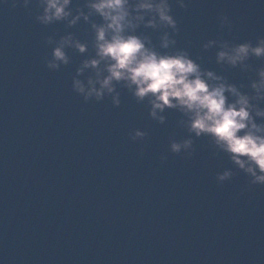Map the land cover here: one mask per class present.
Masks as SVG:
<instances>
[{
	"label": "water",
	"instance_id": "1",
	"mask_svg": "<svg viewBox=\"0 0 264 264\" xmlns=\"http://www.w3.org/2000/svg\"><path fill=\"white\" fill-rule=\"evenodd\" d=\"M83 2L73 0V9ZM170 3L179 32L167 51L186 48L229 82L255 78L218 64L216 52L221 41L264 36V0ZM38 11L36 0L0 3V264H264V185L214 154L207 136L194 138L191 156L171 152V139L189 135L176 109L161 124L147 99L138 103L119 85L118 107L110 97L85 101L72 77L95 54L90 25H43ZM221 14L231 27H221ZM138 31L166 51L161 29ZM67 32L88 51L68 48L70 63L49 69L46 37ZM209 39L217 43L205 49ZM248 62L255 69L264 58ZM136 128L148 135L132 140ZM225 168L235 175L217 182Z\"/></svg>",
	"mask_w": 264,
	"mask_h": 264
},
{
	"label": "clouds",
	"instance_id": "2",
	"mask_svg": "<svg viewBox=\"0 0 264 264\" xmlns=\"http://www.w3.org/2000/svg\"><path fill=\"white\" fill-rule=\"evenodd\" d=\"M175 2L181 8L188 6L187 0ZM0 3L7 4L9 0ZM32 3L33 0H11L13 8L18 4L28 8ZM36 3L40 11L35 19L43 25L65 22L73 27L81 20L90 25L95 54L83 59L72 77L73 90L85 101L110 97L118 107L119 85L138 103L147 99L149 116L161 124L167 119L165 110L176 109L185 117L180 124L189 135L171 139V152L191 156L195 151L194 138L207 136L216 149L214 154H226L235 169L249 177L250 184L264 185V65L253 69L248 62L253 57L264 58V36H258L255 43L221 41L216 52L218 64L255 72V78L247 85L237 84L211 68L202 67L199 58L194 59L186 48L167 51L177 43L174 34L179 32L170 0H84L75 10L73 0H36ZM231 23L227 14H221V27H231ZM142 27L161 29L160 48L166 51L158 50L149 34L138 31ZM46 43L54 45L50 58H45L52 70L70 63L68 48L80 53L88 51V43L72 32L59 40L47 36ZM216 43L209 39L203 47L207 49ZM86 70H91V74L82 79ZM130 135L135 141L148 133L136 128ZM234 175L233 168H225L216 173V180L223 183Z\"/></svg>",
	"mask_w": 264,
	"mask_h": 264
}]
</instances>
